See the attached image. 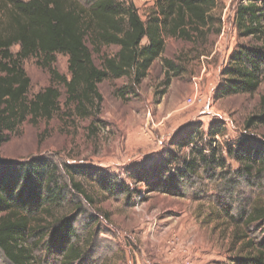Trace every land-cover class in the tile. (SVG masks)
Instances as JSON below:
<instances>
[{
    "label": "rangeland",
    "instance_id": "rangeland-1",
    "mask_svg": "<svg viewBox=\"0 0 264 264\" xmlns=\"http://www.w3.org/2000/svg\"><path fill=\"white\" fill-rule=\"evenodd\" d=\"M128 1L144 20L158 8L157 0ZM242 1L215 0L209 29L196 42L167 35L164 52L140 86H133L126 77H111L101 83L103 103L98 116L81 117L74 106L69 109L72 115H63L68 112L66 91L55 82L62 93L61 110L50 121H25L1 147L0 159L6 161L51 158L69 183L65 164L125 178L131 168L169 158L176 159L172 166H179L196 143L210 148L215 137V145L226 158L227 178L218 173L223 170L220 168L213 178L199 172L195 186L183 196L148 192L144 184H138L137 193L130 198L112 197L89 174L76 176L93 196L94 204L69 191L70 201L55 208L53 214L79 212L75 244L87 250L82 264H240L241 258L264 247V219L250 225L246 221L253 208L264 206V174L257 173L256 165L253 178L238 180L234 186V170L240 164L227 155V150L242 140H250L260 153L264 151V124L256 121L250 128L246 124L261 113L264 73L252 92H225L235 76L232 55L261 44L256 37L242 36L235 27ZM259 2L264 4V0ZM19 49L16 45L12 51ZM117 50L104 47L103 53ZM95 60L100 63L98 55ZM24 67L31 79L30 97L53 84L50 70L36 58L25 60ZM53 68L70 77L66 55L57 54ZM91 123L94 133L89 130ZM186 136H192L191 142L181 146ZM79 205L81 213L76 209ZM38 260L39 264H60L56 257L45 258L39 252L35 263ZM0 264H10L1 252Z\"/></svg>",
    "mask_w": 264,
    "mask_h": 264
},
{
    "label": "trees",
    "instance_id": "trees-1",
    "mask_svg": "<svg viewBox=\"0 0 264 264\" xmlns=\"http://www.w3.org/2000/svg\"><path fill=\"white\" fill-rule=\"evenodd\" d=\"M260 3L244 0L236 10L237 31L242 36L258 38L261 44L254 50L243 48L232 55L235 76L232 75L230 88L225 87L226 93L252 92L260 85L264 73V4ZM214 5L215 0H157L158 8L144 20L128 0H0V149L25 121H50L61 110L62 93L55 82L66 91L68 112L63 115H72L69 109L74 106L81 117L98 116L103 103L101 83L111 77H126L133 86H140L164 52L166 36L196 42L209 29ZM16 45L20 49L14 53L12 48ZM113 46L118 48L116 52L103 53L104 47ZM57 54L68 57L70 77L53 68ZM95 55L100 57V63H96ZM30 58L50 70L53 82L33 97L29 95L31 79L24 67ZM165 62L172 65L170 60ZM169 82L170 78L166 83ZM119 95L126 97L124 93ZM261 108L257 118L247 120V127L256 121L264 124V96ZM89 130L95 132L93 123ZM191 137L186 136L181 146L189 145ZM212 139L210 148L196 143L179 166H172L176 159L169 158L131 168L125 178L65 164L70 184L49 157L15 162L0 159V252L10 264H39L41 261H34L37 252L45 258L56 257L60 264L85 263L87 250L75 244L79 237L75 227L79 212L53 214L55 208L70 201L69 191L94 204L93 196L76 176L89 174L112 197L130 198L137 193L138 184H144L148 192L183 196L195 186L199 172L211 178L219 174L227 178L226 158L215 145V137ZM227 155L240 164L234 170V186L240 183L238 180L253 178L256 165L257 173L264 174V151L260 153L250 140L237 142ZM219 168L223 170L218 174ZM76 209H81V213L82 206ZM262 219L264 206H259L249 212L246 221L250 225ZM241 238L245 236H237ZM248 248L255 250L252 245ZM241 260L240 264H264V247Z\"/></svg>",
    "mask_w": 264,
    "mask_h": 264
}]
</instances>
